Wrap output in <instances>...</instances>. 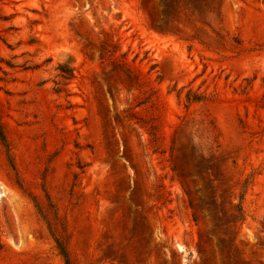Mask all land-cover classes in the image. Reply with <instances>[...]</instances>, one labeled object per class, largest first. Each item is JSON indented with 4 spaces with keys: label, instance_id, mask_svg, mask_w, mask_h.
<instances>
[{
    "label": "rangeland",
    "instance_id": "obj_1",
    "mask_svg": "<svg viewBox=\"0 0 264 264\" xmlns=\"http://www.w3.org/2000/svg\"><path fill=\"white\" fill-rule=\"evenodd\" d=\"M0 120V264H264V0H0Z\"/></svg>",
    "mask_w": 264,
    "mask_h": 264
},
{
    "label": "trees",
    "instance_id": "obj_2",
    "mask_svg": "<svg viewBox=\"0 0 264 264\" xmlns=\"http://www.w3.org/2000/svg\"><path fill=\"white\" fill-rule=\"evenodd\" d=\"M58 69L60 71V75L64 79L69 80V79H72L74 77V68L72 66V60H68L65 63L59 64ZM0 139L7 146V139H6V135L3 131V126H2L1 120H0ZM35 203H36L37 209L39 210V213L43 216V218L46 220V222L49 225L50 232L54 238V241L56 243V246H57L60 254L62 255V257L64 259V263L65 264H74L72 259H71L70 254H69L66 239L63 236H61L60 234H58L57 231L55 230V228H53V226H51V224L48 220V214L46 213L44 207L40 206V204L38 202H35ZM241 209H242L241 207L238 208L239 212L242 214L243 212Z\"/></svg>",
    "mask_w": 264,
    "mask_h": 264
}]
</instances>
